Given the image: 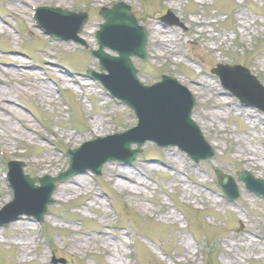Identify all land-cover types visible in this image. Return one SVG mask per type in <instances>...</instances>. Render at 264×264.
<instances>
[{
	"label": "rangeland",
	"instance_id": "1",
	"mask_svg": "<svg viewBox=\"0 0 264 264\" xmlns=\"http://www.w3.org/2000/svg\"><path fill=\"white\" fill-rule=\"evenodd\" d=\"M119 2L147 30V60L131 56L137 77L151 87L167 74L188 87L197 100L190 117L216 152L196 163L178 148L147 142L134 164H125L136 177L125 182L129 191L110 181L114 161L100 176L88 169L61 182L59 175L69 169L68 152L138 124L86 73L100 71L90 54L98 47V9ZM45 5L89 14L78 33L84 45L43 35L29 17L33 6ZM168 12L181 27L160 21ZM237 64L264 87V0H0V210L13 199L2 177L9 163L18 162L31 178L58 179L43 223L22 215L0 225V264H264V198L236 176L247 172L264 181V110L240 105L212 74ZM8 126L15 128L9 135ZM111 140L88 148L95 161ZM217 173L236 181L238 200L224 197ZM78 176H86L87 186L60 197V187Z\"/></svg>",
	"mask_w": 264,
	"mask_h": 264
},
{
	"label": "water",
	"instance_id": "2",
	"mask_svg": "<svg viewBox=\"0 0 264 264\" xmlns=\"http://www.w3.org/2000/svg\"><path fill=\"white\" fill-rule=\"evenodd\" d=\"M129 11L124 7L103 11L102 15L105 17L106 23L97 35L100 50L98 53H93L101 59V69L106 70L109 75L105 77L91 75L100 80L113 97L124 102L136 112L139 126L121 135L124 143L111 140L112 142L105 149L103 148L108 154H102L96 161L93 159L84 162V164H77L75 163L77 154L70 153L72 169L67 178L86 169H92L93 172L100 174L104 164L111 161L132 162L140 152L141 146L147 141H153L162 147L177 145L196 162L211 157L200 131L190 119L195 106L190 94L171 79H164L162 83L153 88H144L137 82L136 72L131 67L130 58L137 56L145 59L147 36L143 29L137 27V23L130 16ZM57 16L56 25L46 23V30L55 38L75 40L85 25V19H79V17L65 12H61ZM104 48L117 51L120 57L109 58L104 54ZM231 69L229 70L232 72L238 71L237 68ZM220 72L217 71L218 74ZM220 75L224 81H228L225 76ZM234 78L237 76L235 75ZM227 86L239 96L243 103L252 104L264 110V103L260 99L264 97V93L259 94L255 87L249 86L243 91L233 80L228 81ZM248 93H257V95L253 97L247 95ZM121 137L117 136L116 138ZM132 144L138 145V149L134 153L123 155V152L113 154V151H110L116 145L126 152L130 150ZM21 175V168L12 165L9 177L11 187L15 192V200L1 213L0 225H5L22 214L32 215L42 222L43 216L47 212V205L52 203L51 196L55 189L53 184L56 180L48 178L35 180L29 177L24 178ZM240 179L246 183L245 186L248 189L264 196L263 181L255 180L247 172L242 173ZM36 182L41 183V188L35 186ZM220 185L230 200L237 199L239 193L232 179H227ZM34 197L37 202L33 200Z\"/></svg>",
	"mask_w": 264,
	"mask_h": 264
},
{
	"label": "bare ground",
	"instance_id": "3",
	"mask_svg": "<svg viewBox=\"0 0 264 264\" xmlns=\"http://www.w3.org/2000/svg\"><path fill=\"white\" fill-rule=\"evenodd\" d=\"M50 94H52V93H50ZM98 120H93L94 121V125H99L100 124V121H98ZM101 123H104V121L102 120ZM13 129H15L14 126H11V127L8 126L7 129H6V133H8V135H9L10 131L13 130ZM105 134H107V133H105ZM105 134H103V135H105ZM103 135L99 134L98 137L102 138ZM39 137L41 139H45V140L47 139L45 136H39ZM86 137H90V134L88 136L86 135ZM117 165L121 169H118ZM131 168L132 167H129V169H131ZM129 169H128V167L125 164H114V162H113V164L108 168V171H107V172H109V178H110V181H112V184L115 183V185L117 184L118 188H121L123 190L127 189L129 191V187H128V185L125 182L134 183L135 182V178H136L133 175V172L129 171ZM47 171L50 172V170H48V169H47ZM87 182L88 181L86 179V176H78V177L73 178L68 183H65L66 185H64V186L62 185V187H60V189L58 190L60 192V194H59L60 197H61V195L67 194L69 191H71L72 190L71 188H73V186L74 187H81V188L84 187V186H87V184H88ZM93 200H94V203L100 204V201L97 198H95ZM26 222L24 220L22 221V223H21V225H22L21 227L22 228H26L28 226V225H26ZM103 240L105 241L106 245L110 247V243L111 242L109 240H107L106 238H103ZM25 244H28V242L25 243ZM25 244L22 243L21 245H22L23 248H25L27 250ZM85 245H87V243L80 244L79 247L82 248Z\"/></svg>",
	"mask_w": 264,
	"mask_h": 264
}]
</instances>
